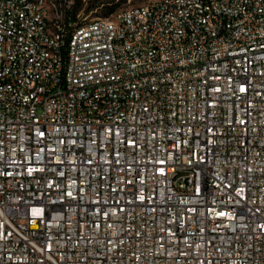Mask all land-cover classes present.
I'll use <instances>...</instances> for the list:
<instances>
[{"label":"built area","instance_id":"2783aa9c","mask_svg":"<svg viewBox=\"0 0 264 264\" xmlns=\"http://www.w3.org/2000/svg\"><path fill=\"white\" fill-rule=\"evenodd\" d=\"M0 264H264V0H0Z\"/></svg>","mask_w":264,"mask_h":264},{"label":"rangeland","instance_id":"374dc122","mask_svg":"<svg viewBox=\"0 0 264 264\" xmlns=\"http://www.w3.org/2000/svg\"><path fill=\"white\" fill-rule=\"evenodd\" d=\"M145 1L148 0H75V11L81 18L87 20L107 18L121 8L141 4Z\"/></svg>","mask_w":264,"mask_h":264},{"label":"trees","instance_id":"16d2710c","mask_svg":"<svg viewBox=\"0 0 264 264\" xmlns=\"http://www.w3.org/2000/svg\"><path fill=\"white\" fill-rule=\"evenodd\" d=\"M112 11V10H111ZM76 12V11H75Z\"/></svg>","mask_w":264,"mask_h":264}]
</instances>
